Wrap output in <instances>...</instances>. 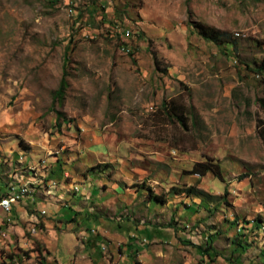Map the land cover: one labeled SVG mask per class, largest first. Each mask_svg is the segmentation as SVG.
<instances>
[{
  "label": "rangeland",
  "instance_id": "obj_1",
  "mask_svg": "<svg viewBox=\"0 0 264 264\" xmlns=\"http://www.w3.org/2000/svg\"><path fill=\"white\" fill-rule=\"evenodd\" d=\"M262 66L264 0H0V264H264Z\"/></svg>",
  "mask_w": 264,
  "mask_h": 264
},
{
  "label": "trees",
  "instance_id": "obj_2",
  "mask_svg": "<svg viewBox=\"0 0 264 264\" xmlns=\"http://www.w3.org/2000/svg\"><path fill=\"white\" fill-rule=\"evenodd\" d=\"M190 25L195 27L197 29L199 35L207 41H212L214 43L226 42L229 44H233L232 36L227 31L220 30L218 28L209 26V25H207L203 22H200V21H194L193 22V21H191V19H190ZM64 62L67 63V59H65ZM262 68H264V66H262ZM68 86H69V83L67 80V71L64 68L62 71V75H61V78L59 80V83H58V85H57V87L53 93L52 103H51L50 109H55L56 106L60 107L63 104ZM164 107L166 108L167 106L164 105ZM172 114H173V116H177V114L175 112H172ZM177 118L182 124H184V121L180 116H177ZM65 120H66V118L63 116V114L58 109L55 110V123L57 125H60V123H61L60 121L63 122ZM258 128H259V136L262 139V142L264 143V121L263 120H260V122L258 123ZM207 172L212 173L214 176H216L220 179L222 178L219 164L216 162H213L212 160L195 162L192 165V168L190 170H188L187 173L196 174L198 176H203ZM147 191H148L147 196L149 197V199L151 201L156 200V201L164 202L162 195L155 194L150 188H148ZM188 192H190V189L188 190ZM69 217H71V216H69ZM64 220L66 222H73V221H75V217L72 216L71 218L64 219ZM255 226H258V224H255ZM87 229H89V228L87 227ZM133 238H134V235H132V234L129 235V239H133ZM87 240H88V238H87ZM212 241L213 240H212L211 236H209L207 241H206V248L207 249H211ZM187 243H190L189 240H187ZM126 245L128 246V249L131 252H133V254H136L138 249H134L132 247L130 240L127 241ZM87 246H88V242L86 243L85 247L87 248ZM206 248H204V251L207 253L209 250H207ZM87 249H89V247ZM36 251L38 252L39 255H41L42 250L39 249V247H37Z\"/></svg>",
  "mask_w": 264,
  "mask_h": 264
},
{
  "label": "built area",
  "instance_id": "obj_3",
  "mask_svg": "<svg viewBox=\"0 0 264 264\" xmlns=\"http://www.w3.org/2000/svg\"><path fill=\"white\" fill-rule=\"evenodd\" d=\"M126 33V29L123 31ZM235 35H238L235 33ZM239 36V35H238ZM26 195L21 196H12V193L10 190L8 193L4 196H1V203H0V215L9 213L13 206L19 202V200L23 199ZM45 210H42V213H44Z\"/></svg>",
  "mask_w": 264,
  "mask_h": 264
},
{
  "label": "bare ground",
  "instance_id": "obj_4",
  "mask_svg": "<svg viewBox=\"0 0 264 264\" xmlns=\"http://www.w3.org/2000/svg\"><path fill=\"white\" fill-rule=\"evenodd\" d=\"M129 33V31L127 30V32H126V34H128ZM129 45V44H128ZM127 45V46H128ZM127 46H125V47H127ZM127 49H129L128 47H127ZM11 185V184H10ZM13 185V184H12ZM25 185V184H24ZM14 189V190H13ZM12 190H10V192L12 193V196H21V195H25V193H26V191H27V189L26 188H24L23 187V185H22V187H20V188H16V187H14ZM18 190V191H17ZM0 203H1V196H0ZM7 215H9V214H7ZM6 215V216H7ZM8 217V216H7ZM7 219V218H6ZM4 221V220H3ZM6 221V220H5Z\"/></svg>",
  "mask_w": 264,
  "mask_h": 264
},
{
  "label": "crops",
  "instance_id": "obj_5",
  "mask_svg": "<svg viewBox=\"0 0 264 264\" xmlns=\"http://www.w3.org/2000/svg\"><path fill=\"white\" fill-rule=\"evenodd\" d=\"M24 199V198H23ZM49 203H48V208H50V210H53L54 208V206L51 208V206L49 207ZM45 209V208H44ZM57 211V210H56ZM68 211V210H67ZM58 214H56V216H58V217H60V215H61V218H62V216H63V214H62V212H57ZM52 215H53V212H52ZM67 217H69V216H67ZM57 218V217H56ZM63 219V218H62Z\"/></svg>",
  "mask_w": 264,
  "mask_h": 264
}]
</instances>
